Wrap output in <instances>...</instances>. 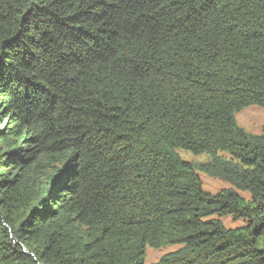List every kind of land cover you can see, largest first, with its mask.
I'll return each instance as SVG.
<instances>
[{"label":"trees","instance_id":"obj_1","mask_svg":"<svg viewBox=\"0 0 264 264\" xmlns=\"http://www.w3.org/2000/svg\"><path fill=\"white\" fill-rule=\"evenodd\" d=\"M250 106L264 0H0V264H264Z\"/></svg>","mask_w":264,"mask_h":264},{"label":"rangeland","instance_id":"obj_2","mask_svg":"<svg viewBox=\"0 0 264 264\" xmlns=\"http://www.w3.org/2000/svg\"><path fill=\"white\" fill-rule=\"evenodd\" d=\"M236 124L250 135H264V108L258 106L247 107L235 115ZM182 160L191 163L199 176L203 191L216 195L222 190L232 189V186L214 176L204 172L203 167L212 161L210 154L194 155L188 151L178 149L176 151ZM220 157L230 160L232 157L227 152H218ZM246 199L250 198L249 193L239 192ZM217 216L208 219H215ZM207 219V220H208ZM223 225L229 229L241 228L246 225L243 220H234L232 217H220ZM182 248V245H169L161 248H151L147 246L144 251L143 264H155L160 259L170 253H174Z\"/></svg>","mask_w":264,"mask_h":264}]
</instances>
